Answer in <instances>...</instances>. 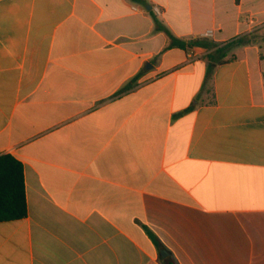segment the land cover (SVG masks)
<instances>
[{
  "label": "crops",
  "instance_id": "0c3cea01",
  "mask_svg": "<svg viewBox=\"0 0 264 264\" xmlns=\"http://www.w3.org/2000/svg\"><path fill=\"white\" fill-rule=\"evenodd\" d=\"M1 157L0 264H264V0H0Z\"/></svg>",
  "mask_w": 264,
  "mask_h": 264
},
{
  "label": "trees",
  "instance_id": "16d2710c",
  "mask_svg": "<svg viewBox=\"0 0 264 264\" xmlns=\"http://www.w3.org/2000/svg\"><path fill=\"white\" fill-rule=\"evenodd\" d=\"M161 30H165L172 39V44L185 47L186 43L175 38L168 30L161 25H157ZM236 42L235 39L225 43L219 44L209 41L206 37L193 39L188 43L190 47L203 46L207 49H212L207 54L208 59V73L210 74L214 63L223 64L226 62L225 56L228 49ZM237 42H246L244 37H239ZM11 158H0V221L17 219L26 214V203L24 197V184L22 177L21 165L9 162ZM164 264H177L173 259H165Z\"/></svg>",
  "mask_w": 264,
  "mask_h": 264
}]
</instances>
